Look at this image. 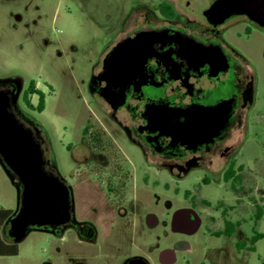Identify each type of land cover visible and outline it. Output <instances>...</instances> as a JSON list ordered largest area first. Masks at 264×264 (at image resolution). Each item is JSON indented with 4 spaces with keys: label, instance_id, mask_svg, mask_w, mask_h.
I'll use <instances>...</instances> for the list:
<instances>
[{
    "label": "flooded vegetation",
    "instance_id": "af4514ba",
    "mask_svg": "<svg viewBox=\"0 0 264 264\" xmlns=\"http://www.w3.org/2000/svg\"><path fill=\"white\" fill-rule=\"evenodd\" d=\"M35 1L0 0L8 9L23 5L26 15L40 9L30 7ZM214 1L201 10L202 0L130 3L86 83L97 114L76 150L68 148L76 167L69 175L60 172L50 140L32 119L41 94L45 109V94H30L37 83L31 79L26 87L14 68L0 76L12 79L0 86L9 112L33 131L47 171L69 191L68 221L40 232L56 241L43 264H178L179 254H194L187 239L203 227L214 239L238 236L236 255L246 248L242 228L257 220L264 194L259 158L249 165L244 157L249 146L264 145V27L247 16L212 24L205 11ZM33 35L32 48L51 46L46 34ZM193 178L197 188H186ZM211 186L225 195L200 198ZM139 227L155 232L154 242L133 250L122 240L135 244ZM163 236L171 238L166 245ZM3 237L13 243L8 233ZM224 256L208 249L200 264H222Z\"/></svg>",
    "mask_w": 264,
    "mask_h": 264
},
{
    "label": "rangeland",
    "instance_id": "374dc122",
    "mask_svg": "<svg viewBox=\"0 0 264 264\" xmlns=\"http://www.w3.org/2000/svg\"><path fill=\"white\" fill-rule=\"evenodd\" d=\"M133 1L137 0H36L30 7L40 9L30 10L31 15L28 11V16L21 10L23 5L8 9L0 2V76L8 68H14L25 76L26 87L33 79L37 83L36 90L45 94V109L42 112L35 109L31 115L40 123L50 140L57 166L63 175H69L76 168L68 148L78 146L87 120L97 114L86 83L103 50L113 41L120 21ZM202 1L197 6L199 9L207 6L210 0ZM10 12L23 15L24 21L16 24L10 18ZM32 21L36 22L35 25H31ZM37 32L46 34L51 46L32 48V35ZM34 103L37 105V98H34ZM244 157L249 165L253 157L259 158L261 171L258 184L259 189L264 190V145L249 146L244 150ZM197 184L198 180L193 178L186 188L196 189ZM224 195L225 191L215 186L200 192V198H209L214 202ZM1 208L14 212L17 208V193L0 166ZM260 210L262 217L258 216L257 220L250 221L242 228L246 248L240 255L235 254L238 236L214 239L207 236L203 227L196 236L187 239L195 249L194 254H179L178 264H184L183 258L189 260L190 264H200L204 253L214 248L223 250L226 259L224 264H262L264 239L257 241L254 250L249 248L251 238L256 233L264 234V194L260 196ZM135 236V244L132 245L126 239L122 243L136 250V247L151 245L155 232L152 234L146 228L139 227ZM169 239L163 236V245ZM18 247L17 256L0 257V264H43L54 255L56 241L47 234L33 232Z\"/></svg>",
    "mask_w": 264,
    "mask_h": 264
},
{
    "label": "water",
    "instance_id": "95a60500",
    "mask_svg": "<svg viewBox=\"0 0 264 264\" xmlns=\"http://www.w3.org/2000/svg\"><path fill=\"white\" fill-rule=\"evenodd\" d=\"M205 15L214 25L235 16H247L251 22L264 27V0H215ZM108 64L107 59L106 68ZM11 81L0 78V86ZM19 96L20 92L13 99L15 104ZM0 166L17 193V208L2 229L15 245L24 242L33 232H48V227L68 221L71 208L68 189L47 171L40 143L33 131L9 112L8 98L3 93H0ZM199 228L200 225L189 234H195Z\"/></svg>",
    "mask_w": 264,
    "mask_h": 264
},
{
    "label": "trees",
    "instance_id": "16d2710c",
    "mask_svg": "<svg viewBox=\"0 0 264 264\" xmlns=\"http://www.w3.org/2000/svg\"><path fill=\"white\" fill-rule=\"evenodd\" d=\"M30 94L37 93L35 85H32L29 90ZM44 107V95L41 94L40 103L37 106V110L39 112L43 111ZM13 214L11 210L6 209H0V257H11V256H17L19 254V247L18 245H15L9 241H7L2 234V228L7 221V219ZM259 218L262 217V210L259 212ZM228 235L232 233V230H228ZM264 239V234H255L253 240H252V248L251 250H254V245L257 243V241ZM264 264V262L262 263Z\"/></svg>",
    "mask_w": 264,
    "mask_h": 264
}]
</instances>
